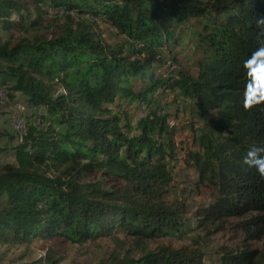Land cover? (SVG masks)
<instances>
[{
  "label": "trees",
  "instance_id": "16d2710c",
  "mask_svg": "<svg viewBox=\"0 0 264 264\" xmlns=\"http://www.w3.org/2000/svg\"><path fill=\"white\" fill-rule=\"evenodd\" d=\"M260 14L264 0H0V87L45 110L17 136L16 163L0 166V264L35 239L101 238L119 249L108 264H208L200 241L151 247L185 225L189 207L167 198L177 130L161 107L168 91L204 123L200 151H188L197 184L213 190L199 216L215 232L240 219L231 228L243 238L220 249L219 264H264V242L253 245L264 241V177L243 164L264 146V105L243 108ZM103 26L123 39L109 43ZM188 31L193 72L179 58ZM3 138L15 140L0 129ZM62 260L50 248L42 262Z\"/></svg>",
  "mask_w": 264,
  "mask_h": 264
},
{
  "label": "rangeland",
  "instance_id": "374dc122",
  "mask_svg": "<svg viewBox=\"0 0 264 264\" xmlns=\"http://www.w3.org/2000/svg\"><path fill=\"white\" fill-rule=\"evenodd\" d=\"M33 17H36L37 10L25 3ZM52 14V8L48 9ZM35 13V14H34ZM14 19H18V15H13ZM191 31H188L185 43L182 47L185 49L180 55V62L190 70L194 71L193 60L197 59L195 47L191 42ZM103 35L109 43H116L123 38H119L111 28L103 26ZM5 87H0L5 90ZM6 91V90H5ZM5 97L0 92V129L6 131L15 137V140L3 138L0 141L2 147L6 148L7 153H0V166L6 163H16L12 148L17 145V136L21 139L27 133L28 125L31 122H39L36 120L39 116L45 114L43 108H34L26 103V99L20 94H16L15 98H10L8 91ZM161 107L165 110L163 113L168 114L170 118V126L175 127L176 151L173 158H167L166 164L168 169L173 173V182L168 193L170 202L180 201L186 203L188 212L184 216L185 225L179 230H175L172 234L165 238L157 239L151 243V247L158 245H173L179 247L182 245H190L193 242L200 241L203 245L205 260L208 264H219L220 249L222 247H237L243 235L231 228V226L240 221V219H231L225 225L224 230L216 231V227L203 222L201 213L213 200V190L205 185H198V173L189 162L188 151H200L198 145L194 141V133L203 127L202 119L195 115L197 112L193 101L185 99L179 92L168 91L164 94ZM134 112L133 108L130 109ZM214 116V114H213ZM168 117V118H169ZM22 120V127L18 128V122ZM24 120V121H23ZM20 142V141H19ZM121 239L125 238V234H119ZM264 241L254 242L255 247L261 248ZM53 248L56 253L62 257L61 264H108V259L112 252L119 251L115 242L110 238H101L97 241H89L83 245L61 244L43 241L40 239L33 240L28 245L4 247L3 251H7V263L10 264H44L42 259L46 256L48 249Z\"/></svg>",
  "mask_w": 264,
  "mask_h": 264
},
{
  "label": "clouds",
  "instance_id": "9594fccd",
  "mask_svg": "<svg viewBox=\"0 0 264 264\" xmlns=\"http://www.w3.org/2000/svg\"><path fill=\"white\" fill-rule=\"evenodd\" d=\"M258 29L257 41L259 46L243 62L246 73V83L243 92V108L252 111L264 105V14L255 18ZM243 164L255 169L256 173L264 177V146L249 148L243 159Z\"/></svg>",
  "mask_w": 264,
  "mask_h": 264
},
{
  "label": "built area",
  "instance_id": "2783aa9c",
  "mask_svg": "<svg viewBox=\"0 0 264 264\" xmlns=\"http://www.w3.org/2000/svg\"><path fill=\"white\" fill-rule=\"evenodd\" d=\"M54 13H57L56 10H54ZM6 91H7V90H6ZM6 91H5V90H1V91H0L1 94H2L4 97H5V95H6V93H5ZM17 122H18V123H17L18 125H21V124H22V120H19V121H17ZM157 139H159V138H157Z\"/></svg>",
  "mask_w": 264,
  "mask_h": 264
},
{
  "label": "bare ground",
  "instance_id": "6f19581e",
  "mask_svg": "<svg viewBox=\"0 0 264 264\" xmlns=\"http://www.w3.org/2000/svg\"><path fill=\"white\" fill-rule=\"evenodd\" d=\"M53 13H54V10H53ZM54 14H55V13H54ZM140 116H141V117L147 116V113H145V112H141V113H140ZM23 121H24V120H23ZM18 128H19V129H20V128H23V127H22V124H21V125H18Z\"/></svg>",
  "mask_w": 264,
  "mask_h": 264
}]
</instances>
